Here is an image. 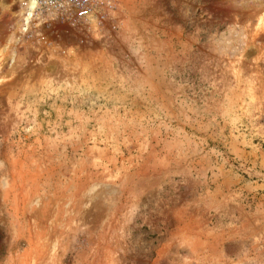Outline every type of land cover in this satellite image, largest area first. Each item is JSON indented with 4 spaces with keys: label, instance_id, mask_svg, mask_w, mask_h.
Here are the masks:
<instances>
[{
    "label": "rangeland",
    "instance_id": "1",
    "mask_svg": "<svg viewBox=\"0 0 264 264\" xmlns=\"http://www.w3.org/2000/svg\"><path fill=\"white\" fill-rule=\"evenodd\" d=\"M0 264H264V0H0Z\"/></svg>",
    "mask_w": 264,
    "mask_h": 264
},
{
    "label": "built area",
    "instance_id": "2",
    "mask_svg": "<svg viewBox=\"0 0 264 264\" xmlns=\"http://www.w3.org/2000/svg\"><path fill=\"white\" fill-rule=\"evenodd\" d=\"M85 2H82V4H84Z\"/></svg>",
    "mask_w": 264,
    "mask_h": 264
},
{
    "label": "bare ground",
    "instance_id": "3",
    "mask_svg": "<svg viewBox=\"0 0 264 264\" xmlns=\"http://www.w3.org/2000/svg\"><path fill=\"white\" fill-rule=\"evenodd\" d=\"M38 2V1H37ZM37 5V4H36Z\"/></svg>",
    "mask_w": 264,
    "mask_h": 264
}]
</instances>
